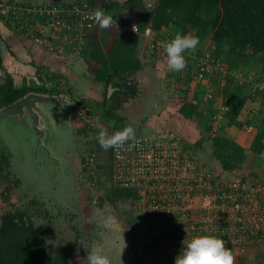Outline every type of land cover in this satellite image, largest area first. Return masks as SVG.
Instances as JSON below:
<instances>
[{"label": "crops", "instance_id": "1", "mask_svg": "<svg viewBox=\"0 0 264 264\" xmlns=\"http://www.w3.org/2000/svg\"><path fill=\"white\" fill-rule=\"evenodd\" d=\"M81 1L88 0H0V9L2 7L9 8L8 16H3L0 13V31L2 37L0 40V51L3 57V69L11 74L15 86H36L42 84L45 86L46 84H50L52 87H55V89H52L54 92H50V94L68 93L76 102L79 101L82 106H87L93 114L92 122L95 126H105L108 124L112 127L113 122H110L107 117L102 119L108 120V123L95 119L94 112L99 111L98 107L103 99V86L93 80L92 75L87 69V63L80 53L82 52L80 50L83 48V46L80 48V45H85V37L95 32V29H87L82 36L78 35L77 26L71 27L67 32H62L58 35L47 27L43 28L41 32L28 34L17 25V21L20 19H25V22L31 19L32 13L26 10L27 7L58 6ZM107 1L109 4L112 2L122 4L126 0H95L98 9L102 12H105L102 4ZM143 2L146 5V0H143ZM15 7H17L16 13L13 11ZM107 14H112L111 16L115 20L125 22L126 26L132 25L136 21V17H133L135 12L122 7L111 9ZM14 16H16V20ZM145 29L149 30L148 28ZM96 30L97 32L95 33L101 37L109 28L99 27ZM115 31L121 34L125 33L117 29L112 30L114 34H117ZM160 32L170 36V39L179 34V32L168 28ZM38 33L41 39L43 37V43L35 41L34 35H38ZM150 38V36L142 37L136 47L135 56L143 63V68L133 77L138 81L140 90H143L140 96L142 97L143 108H139V112H147L151 108L156 113L149 115V119H146L141 124L144 117L135 111L136 114L131 115L134 116L133 119L136 120L140 116L139 119L142 121L138 125H133L135 132L147 134L153 130L162 128H175L184 138V144L189 148V151H191L190 145L193 142L195 143L201 137H206L210 134L223 135L235 141L246 152V159L242 166L232 172H225L216 165L214 170L217 174L221 175L218 176L222 179H232L235 175L257 181L261 186L262 198L264 200V148L259 154H255L250 150L255 134L260 130L262 119L264 118V74L261 72L260 66L252 63L232 73L235 84L240 87L241 93L247 92L250 94L252 91H257L258 89L262 90L263 93L260 95V93L254 92L245 101L238 116V120L241 123L240 126L227 125L223 114L222 93L219 95L216 91V93L213 92L211 95L208 90L209 88L212 90L211 86L217 84L216 81L211 80L213 79L211 78L212 70L203 79L205 81L204 84L198 82L194 77L196 74L195 55L193 56L194 52L191 51L190 53L192 54H187L186 56L184 54L187 62L184 70L180 72L169 71L166 64V54L163 52L161 44L155 47V51H149ZM82 39L84 42L80 43L79 40ZM2 79L3 70L0 68V82ZM208 81L210 84L207 83ZM244 83L248 84L249 87L246 91L240 86V84L243 85ZM259 84H263V88H260ZM250 87H252V90H250ZM171 90H175V95L173 94L174 91L172 92ZM176 97H180L183 100L187 98L191 102L198 104V110L202 114L199 124L183 118L177 112L176 107L172 103ZM124 115L125 119H131V117L127 118L128 115ZM87 126L89 125L86 123L85 126L83 124V128L78 129L80 137L84 138V131ZM207 126L210 128L209 130ZM90 143L95 148V140L90 141ZM3 147L9 155H13L10 148ZM206 147L210 148V142L206 141L204 143L203 148L205 149ZM210 152L211 148L207 153L210 154ZM6 195L7 193H5L1 201L8 205V201L11 198L6 200ZM127 233L129 232L123 230V226L114 232L105 231L100 236V241L96 243L95 241L91 242L92 246L86 250V255L91 251H100L110 258L111 264H174L175 257L180 251L171 252L166 247L155 250H146L143 246L138 248L133 245V242L129 243ZM226 247H229L233 253L234 264H237L241 259H244V264H264V251L256 245L242 251L232 246ZM74 259L72 258L71 264H75ZM84 259L80 260L81 263L79 264H83Z\"/></svg>", "mask_w": 264, "mask_h": 264}, {"label": "trees", "instance_id": "2", "mask_svg": "<svg viewBox=\"0 0 264 264\" xmlns=\"http://www.w3.org/2000/svg\"><path fill=\"white\" fill-rule=\"evenodd\" d=\"M81 2H87L98 9L95 0ZM102 6L107 13L117 7L133 10L136 21L132 24H136L138 28V32L126 29L123 31L124 34L118 31H115L117 34H114L112 32L114 29L108 27L109 30L104 32L101 37L95 33L97 32L95 29V32L85 37L86 42L80 53L87 63V69L93 80L103 86L100 109L103 110L105 116L117 118L120 121L121 119L116 116L114 111L126 107L128 102L139 98L143 92L133 76L143 68V63L135 56V51L143 37L142 33L146 30L145 28L154 32L155 38L165 41L171 40L170 36L160 32L165 28L177 31L180 35L191 33L198 36L199 44L193 51L195 59L203 55L201 48L203 43L208 40L212 46L211 52H209V63L211 65L219 63L222 69L226 70V79L221 92L223 114L227 125L240 126L238 116L245 101L254 92L260 93V95L263 93L259 89L250 94L241 93L240 87L235 84L232 73L254 63L260 66L261 72L264 74V0H155L150 8H147L143 0H126L122 4L116 2L109 4L107 1ZM0 68L3 70V79L0 82V109L15 102L28 92L46 94L54 92L52 89L55 87L46 88L43 84L15 86L11 74L3 69L1 51ZM109 85L113 91L107 98ZM172 103L183 118L199 124L202 114L198 110L197 103L191 102L187 98L180 99V97H176ZM77 105L78 102L75 101V106ZM207 129H210L209 126ZM263 137L264 118L260 130L255 134L251 144L250 150L253 153L262 152ZM206 141L210 142L211 148L210 154L207 155L208 159L225 172L239 169L246 159L245 149L223 135L210 134L201 137L190 149L196 152L203 148ZM190 154L194 158V154L192 152ZM3 156L5 158L6 154H1V157ZM203 166L208 165L205 163ZM235 178L243 177L235 176ZM16 181L19 182V180ZM17 182L16 186H18ZM136 196L132 189L113 187L109 198L111 202L121 199L132 201ZM9 198L10 193H7L6 200ZM262 201L264 202L263 198ZM36 206H39V202L33 198L30 201L33 213L44 217L51 225L53 210L45 213L44 209ZM30 211L16 207L1 212L0 264H71L75 246L78 243L75 241L70 245L60 244L54 249L49 248L43 230L36 225ZM252 246L247 245L245 249ZM86 256L85 252V258ZM243 260L241 259L237 264H244Z\"/></svg>", "mask_w": 264, "mask_h": 264}, {"label": "built area", "instance_id": "3", "mask_svg": "<svg viewBox=\"0 0 264 264\" xmlns=\"http://www.w3.org/2000/svg\"><path fill=\"white\" fill-rule=\"evenodd\" d=\"M16 10L17 7L13 8L14 12ZM26 10L32 13L31 19L28 22L17 19V25L28 34L41 32L47 27L58 35L77 26L78 35L82 36L87 29L100 27L95 12L101 10L87 2L32 6ZM8 11L7 7L0 9L3 16H8ZM110 27L138 32L136 24L126 26L113 17ZM142 36L151 37L149 51H155V47L165 41L155 38L150 29ZM34 39L43 43L39 33ZM209 54L203 52L201 58L195 59V78L198 80H203L212 70ZM45 87L52 86L46 84ZM78 115L84 126L89 125L84 131L86 142L95 140L99 127L93 124L90 109L82 106ZM120 130L123 129L113 127L108 134ZM135 137L134 142L128 141L123 147L106 151L108 175L102 180L108 179L110 187L135 191L137 196L130 201L133 203L132 217L138 227L136 247L143 246L146 250L166 247L176 252L181 251L183 241L212 235L224 239L226 246L241 251L247 245H256L264 251V202L257 181L235 177L222 179L220 174L199 163L197 157H191L184 138L174 128H162L147 134L135 132ZM89 145H92L91 152L84 157L83 166L90 170L98 159L96 148L92 143Z\"/></svg>", "mask_w": 264, "mask_h": 264}, {"label": "rangeland", "instance_id": "4", "mask_svg": "<svg viewBox=\"0 0 264 264\" xmlns=\"http://www.w3.org/2000/svg\"><path fill=\"white\" fill-rule=\"evenodd\" d=\"M155 0H146L147 8H150L154 4ZM133 17L134 14H133ZM114 18V17H113ZM115 19V18H114ZM118 21V20H117ZM121 22V21H119ZM125 25L126 23L122 21ZM127 25V24H126ZM84 40H79L80 43H83ZM84 46L83 44L80 45V48ZM202 51L205 53L211 52L212 49L211 44L206 40L202 45ZM81 51V50H80ZM191 50L186 51L184 54L185 56L190 53ZM193 52V51H192ZM194 54V53H193ZM195 55V54H194ZM198 56V55H196ZM199 58L202 55L198 56ZM197 57V58H198ZM252 64V63H250ZM216 65V66H215ZM212 67V81H216V85H212L208 89L210 94L212 95L213 92L217 94H221V89L224 86L225 79H226V72L225 70H221L222 67L219 63H216ZM258 66V64H255ZM215 66V67H214ZM247 66V65H246ZM205 78V77H204ZM198 82L204 84V80H198ZM211 82V81H210ZM209 83V81L207 82ZM221 83V85H220ZM223 83V84H222ZM210 84V83H209ZM212 84V83H211ZM190 86V84H188ZM240 86L245 89V91L249 88L248 84L244 83ZM260 88H263V84L258 85ZM160 89V88H159ZM254 89V88H253ZM252 90V87H250ZM173 94L175 90H171ZM208 92V93H209ZM64 95H69L68 93H63ZM172 94V95H173ZM175 95V94H174ZM139 99V100H138ZM137 100H131L126 104V107L119 109L118 111L115 110L114 113L118 118L122 120H117V118H109L104 115L103 110L100 109L99 111H95V119L98 121H105L108 123V120H103L102 118L107 117L110 122H113L111 125L106 124L98 126L97 129V136L101 130L109 131V128H124L128 125H131L134 129L133 125H138L144 123L146 119H149V115L156 113L152 111L153 109L149 108L148 111L139 112L141 108H143V101L142 97H139ZM71 105L73 106V125L75 131V140L73 144V148L71 151V156L69 158V171L64 168L65 165L62 164L64 169V177L60 171H50L51 174L47 171V164L46 168L42 169L41 164L39 162L38 168L39 170L33 165H29V160L27 158V153L25 152V147L23 144L16 139L9 138L8 136H1L0 131V214L4 210H9L13 208H22L30 211L31 215L33 216V220L35 221L36 225L43 230L44 235L47 239L48 247L54 249L56 246L60 244H68L70 245L72 242H77L75 246V254L73 258H75V264L81 263L80 260L84 259V255L86 250L91 245V241H100V236L106 231H117L123 226V230H126L128 234V241L129 243L133 242L134 245V238L135 233L138 231V227L136 222L133 219V212L132 207L133 203L128 200H118L116 202H111L109 196L111 195V191L113 187H110V183H108V179L102 180L103 177L108 175V167L106 165L107 156L106 151L100 147L97 139L95 150L97 152V159L98 162L91 166L90 170L83 166V159L91 152L89 145L90 142H86L85 138L80 137L78 134V129L83 128V121L81 117L78 115L80 108L82 107L81 102L78 101V105L75 106V100L72 99ZM98 106V105H97ZM69 106L68 109H70ZM140 108V109H139ZM72 110V108H71ZM68 111V110H67ZM137 111L143 115L144 119L141 121L138 116L136 120L133 119ZM62 112V111H60ZM66 112V111H65ZM146 112V115H145ZM64 113V112H63ZM63 113H60L63 115ZM128 115L127 118L130 120L125 119V115ZM120 115V116H119ZM99 117V118H98ZM71 120V117H67V120ZM139 119V120H138ZM128 120V121H127ZM119 125H118V124ZM120 126V127H119ZM59 135H57V141L59 140V158L62 157V146L66 145L65 140V133L63 127L59 129ZM63 133V135L61 134ZM96 136V137H97ZM14 143V144H11ZM8 144V145H5ZM10 144V145H9ZM14 145V146H12ZM194 145V142L190 145V148ZM6 146L13 150V155H9L7 151H5L4 147ZM187 147V146H185ZM202 150V151H201ZM210 150L209 147L201 148L198 151H191L197 156L199 163L202 162L203 164H207L206 166L210 170H214L216 165L212 163L208 159V151ZM100 151V153H98ZM205 151V152H204ZM204 152V153H200ZM6 154L1 157V154ZM35 154V153H33ZM192 154V156H193ZM96 159V160H97ZM7 160V162H6ZM14 162V164H13ZM210 164V165H209ZM12 165H16V170L12 167ZM92 168L94 171H92ZM43 170V171H42ZM215 171V170H214ZM216 172V171H215ZM235 177V176H234ZM17 182L16 180H18ZM101 178V179H100ZM229 178V177H226ZM230 179V178H229ZM16 182L18 186H16ZM56 182L60 184V187L57 189V199L59 197V202L62 208L67 211L64 218H59L56 222H52V224H48V220L44 217H41L37 213H33V207H30V201L33 198H36L38 201L41 199H48L50 196L54 194V190L56 187ZM21 183V184H20ZM5 193H10V200L8 201V205L2 202V198H4ZM52 194V195H51ZM57 200V202H58ZM54 202V201H52ZM131 202V203H130ZM37 208H40L39 206ZM67 208V209H66ZM35 209V208H34ZM67 216V217H66ZM110 220V221H109Z\"/></svg>", "mask_w": 264, "mask_h": 264}, {"label": "water", "instance_id": "5", "mask_svg": "<svg viewBox=\"0 0 264 264\" xmlns=\"http://www.w3.org/2000/svg\"><path fill=\"white\" fill-rule=\"evenodd\" d=\"M112 91L109 85L107 98ZM72 101L69 95L28 92L0 109V131L3 133L1 136L19 140L23 144L29 160L28 166L33 164L39 170L40 162L42 169H45L47 164L49 174L51 170H56L63 175L59 140H50L53 135H59L60 111H67ZM58 187L60 184L56 182L52 201L55 200Z\"/></svg>", "mask_w": 264, "mask_h": 264}, {"label": "clouds", "instance_id": "6", "mask_svg": "<svg viewBox=\"0 0 264 264\" xmlns=\"http://www.w3.org/2000/svg\"><path fill=\"white\" fill-rule=\"evenodd\" d=\"M95 19L100 27L107 29L112 24V17L102 11L95 12ZM199 44V37L191 33L176 35L171 40L161 42L166 54L167 68L171 72H180L187 66L184 53L194 51ZM50 94V93H48ZM99 145L105 151L110 148L123 147L128 141H135V130L131 125L109 135L101 130L96 137ZM181 251L177 254L174 264H234V256L222 238L212 235H201L184 242ZM83 264H111L107 255L100 251H91L87 254Z\"/></svg>", "mask_w": 264, "mask_h": 264}, {"label": "flooded vegetation", "instance_id": "7", "mask_svg": "<svg viewBox=\"0 0 264 264\" xmlns=\"http://www.w3.org/2000/svg\"><path fill=\"white\" fill-rule=\"evenodd\" d=\"M110 95H109V97H110ZM71 108H72V110H71ZM71 108L68 109V111H66V112L62 111L61 113H63V112L64 113L59 118V129H60V127H63L64 130L66 131L64 138L67 142H66V145H63L61 148L62 149L61 150L62 151L61 163L65 165L64 168L67 170V172L69 171V158L71 156V151H72L74 140H75V131H74V125H73V119H72L74 112H73V106L72 105H71ZM69 116L71 117L70 121H69V119L67 120V117L69 118ZM62 135H63V133H62ZM52 139L50 140L51 142L57 141V139H58L57 135H53ZM5 145H7V144H5ZM12 152H13V150H12ZM13 164H14V162H13ZM15 166L12 165V167L17 172V169L15 168ZM62 172H64V169ZM63 177H64V173H63ZM58 199H59V197H58ZM58 199H57V195H56L54 202H52L51 196L48 199L47 198L42 199V200L40 199L38 201L39 207L42 210L44 209L45 213H48L50 210H53V212H52L53 215L51 216V221H53V222H56L59 218H64L66 213H68L67 211H65L62 208V206L60 205L61 202H59ZM57 200H58V202H57Z\"/></svg>", "mask_w": 264, "mask_h": 264}]
</instances>
